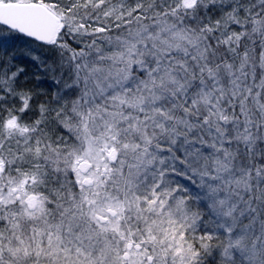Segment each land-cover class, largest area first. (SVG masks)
<instances>
[{
  "label": "snow or ice",
  "instance_id": "6c2138e0",
  "mask_svg": "<svg viewBox=\"0 0 264 264\" xmlns=\"http://www.w3.org/2000/svg\"><path fill=\"white\" fill-rule=\"evenodd\" d=\"M0 264H264V0H0Z\"/></svg>",
  "mask_w": 264,
  "mask_h": 264
}]
</instances>
